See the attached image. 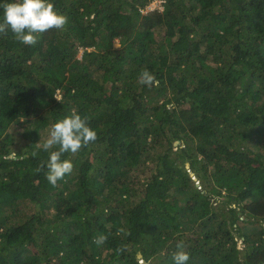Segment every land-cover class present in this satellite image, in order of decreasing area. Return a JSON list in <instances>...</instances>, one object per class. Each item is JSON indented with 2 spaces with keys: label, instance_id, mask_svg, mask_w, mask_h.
Segmentation results:
<instances>
[{
  "label": "trees",
  "instance_id": "trees-1",
  "mask_svg": "<svg viewBox=\"0 0 264 264\" xmlns=\"http://www.w3.org/2000/svg\"><path fill=\"white\" fill-rule=\"evenodd\" d=\"M151 1L51 0L66 30L0 35V264H264V0ZM73 112L98 139L52 186Z\"/></svg>",
  "mask_w": 264,
  "mask_h": 264
},
{
  "label": "clouds",
  "instance_id": "clouds-1",
  "mask_svg": "<svg viewBox=\"0 0 264 264\" xmlns=\"http://www.w3.org/2000/svg\"><path fill=\"white\" fill-rule=\"evenodd\" d=\"M0 9L3 10L0 35L6 36L10 31L16 41L27 46H34L45 32L53 29L66 30L69 23L66 15L55 10L51 0H0ZM138 82L148 87L158 84L154 74L147 69L141 71ZM97 139L98 134L89 126L87 118H82L75 112L53 124L42 146L44 151L56 149L50 151L47 161L48 182L56 186L66 175L72 173L74 168L72 161L62 159L65 153L75 155ZM32 155L35 156L36 153ZM17 158L18 154L15 150L4 156L8 161H15ZM106 239L101 235L94 242L99 245ZM183 247L182 242L177 244V248L181 250L173 255L174 264H187L189 261L190 254L182 250ZM139 261L144 263L142 259Z\"/></svg>",
  "mask_w": 264,
  "mask_h": 264
},
{
  "label": "rangeland",
  "instance_id": "rangeland-1",
  "mask_svg": "<svg viewBox=\"0 0 264 264\" xmlns=\"http://www.w3.org/2000/svg\"><path fill=\"white\" fill-rule=\"evenodd\" d=\"M159 1L160 0H153V1H151L147 6H146V8H149V7H155V6H158L159 8H162V6L159 4ZM143 11H144V9H143ZM115 44L117 45V42H115ZM176 143V142H175ZM186 165H187V163H186ZM192 177H194V175H192ZM198 181V180H197ZM139 260H141V259H139ZM142 264H145V262L144 263H142Z\"/></svg>",
  "mask_w": 264,
  "mask_h": 264
},
{
  "label": "water",
  "instance_id": "water-1",
  "mask_svg": "<svg viewBox=\"0 0 264 264\" xmlns=\"http://www.w3.org/2000/svg\"><path fill=\"white\" fill-rule=\"evenodd\" d=\"M175 142H176V141H175ZM137 255H138V256H141V253L138 252ZM140 264H142V261H140Z\"/></svg>",
  "mask_w": 264,
  "mask_h": 264
},
{
  "label": "built area",
  "instance_id": "built-area-1",
  "mask_svg": "<svg viewBox=\"0 0 264 264\" xmlns=\"http://www.w3.org/2000/svg\"><path fill=\"white\" fill-rule=\"evenodd\" d=\"M160 2V1H159ZM154 7V6H153ZM153 7H149V8H153Z\"/></svg>",
  "mask_w": 264,
  "mask_h": 264
}]
</instances>
